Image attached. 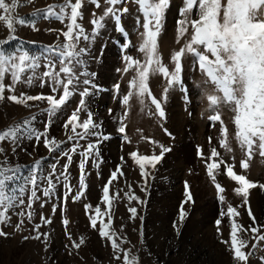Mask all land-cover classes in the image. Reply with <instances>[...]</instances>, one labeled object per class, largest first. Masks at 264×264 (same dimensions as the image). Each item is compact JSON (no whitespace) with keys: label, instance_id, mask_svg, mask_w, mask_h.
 Returning <instances> with one entry per match:
<instances>
[{"label":"snow or ice","instance_id":"obj_1","mask_svg":"<svg viewBox=\"0 0 264 264\" xmlns=\"http://www.w3.org/2000/svg\"><path fill=\"white\" fill-rule=\"evenodd\" d=\"M31 2V0H29ZM95 9H101L100 0H89ZM85 0H64L63 4L49 5L32 13L31 19L23 17L17 18L13 15L18 7L17 0H0V22H3L9 31V36L0 40V101H8L32 107L29 102L41 101L47 103V108L43 111L47 113L48 119L45 121L43 130L37 129L33 121L36 117L22 120L0 131V145L10 144L12 154H16L17 148L21 146L23 140H34L36 145L41 142L50 153L59 152L56 162L50 166V171L45 174L43 170L44 158L36 160L31 166H21L19 163L12 164L6 154L5 148L0 146V237L7 238L9 233L3 230L4 225L10 223V212L20 209L15 214L18 217H26L29 224L33 222L34 205L39 202L43 209L47 199L54 196L57 185L62 183L64 192L60 197L66 205L69 197L75 202L82 199L86 190V165L90 162L99 167L102 163L100 158V145L109 140L110 134L102 131L103 123L98 122L94 113L88 108L87 98L100 90L99 85L94 82L96 73H89L83 68L84 55L88 48L81 47V41L91 44L106 27V21L111 19L115 30L120 32L123 39L119 41L124 67L117 69L122 74L127 75L134 72L128 81V91L122 96L121 104L124 106L123 116L119 121L117 131L129 143L126 135L127 125L125 120L129 115L131 100L135 97L142 106L141 110L149 108L150 115H157L162 121L167 119L165 105L168 94L173 89L179 87L181 91L187 93L183 73L184 62L187 57L192 58V63L198 66V70L205 77L204 84L212 85L213 92L204 91V96L208 101V108L212 114L207 118L211 122L210 126L215 127L219 123V147L225 152L233 151L229 142V129L224 123L221 114V107H227L233 113L232 123L235 126V140L239 148L245 155V159L240 161V168L246 171L249 168V161L258 150L259 155L264 157V0H183V6L179 9V19L176 21V43L184 40L179 50L173 51L170 61L173 67L170 69L164 63L160 52L159 38L164 30L166 13L171 7V0H104L107 5L102 9V14L92 13L90 23L92 30L89 33L80 21L84 18L83 8ZM129 4L137 5L136 24L142 28L139 33L141 42L134 46L128 38V34L123 26L122 18L129 13ZM142 18V19H141ZM37 19L56 20L64 25V28L46 29V31L58 32L57 40L63 36V43L42 46V55H35L23 44L19 47L9 49L7 45L13 41H18L16 35V25L30 26L34 31H39L36 27ZM66 28V30H65ZM188 37L185 39V37ZM35 44L36 42H31ZM136 47L142 59L134 57L129 53V49ZM43 59V64L41 60ZM57 63L59 68L57 70ZM43 67L44 71L39 69ZM159 75L166 82L162 95L157 98L150 87V78ZM6 77L10 78V83H5ZM83 77V79H81ZM39 81L40 87H49L51 94L43 93L28 95L21 92L16 94L18 84L31 86L35 81ZM83 85L81 90L80 86ZM117 95L120 93V84L114 86ZM8 93L5 96V93ZM79 95L80 99L71 115L64 121V129L67 141L50 137L49 132L52 126V117L57 116L61 110L69 103L74 95ZM189 102L187 95L184 97ZM150 106H154L155 111L151 112ZM109 114L112 109H109ZM81 113H86V118H81ZM140 131V130H138ZM167 135L171 133L164 129ZM142 139L149 140L150 143L159 148V153L155 151L151 155H142L138 151L129 153L130 159L138 166L140 176L143 180L141 191L148 193V181L154 179L149 170L157 168L165 154L172 149L158 141L148 137ZM213 138H208L210 154L206 156L204 148L197 146V157L204 161L206 172L211 179L218 193V200L221 205L226 203L224 195L226 189L217 181L218 175L223 174L237 187L233 189L236 196L242 198V203L233 206L228 203L226 209L220 211V217L216 220L217 232L222 235L220 225L225 217L230 223L229 238L221 242L228 245L229 251L236 264H249L250 257L264 241V225L257 223L249 204L250 190L256 187L264 189V184H257L251 181L244 174L235 171V157L229 163L221 155V152L212 145ZM86 141V146L81 143ZM71 142V147L63 150L62 145ZM79 153L81 159L79 168V190L73 192L72 184L69 180V168L73 161V155ZM66 158L63 170L58 172L60 158ZM121 164L111 172L108 181L102 189L100 205L93 207L85 204V212L88 216L90 227L98 231L101 240L110 243L113 250V259L121 260L123 264H138V257L131 254V249H124L123 244L129 243L126 236L121 237L113 228V216L111 212L113 201L119 198L120 193H111L113 182L118 181L124 175L122 165L125 162L121 157ZM27 168V171L24 168ZM129 191L124 193L129 203L136 201L138 204H146L128 186ZM27 196V202L25 201ZM185 199L181 202L179 211V221L173 223V228L177 234L180 226L187 216L184 209L185 204L194 203L190 186L185 182ZM41 197L44 199L42 200ZM241 207L247 209V215L251 220L248 227H244L237 221L241 215L238 210ZM53 206V213L56 212ZM130 219L138 217V209L129 207ZM141 221V239H143V216H139ZM25 223L20 219L15 225L16 230H20ZM52 223L51 217H45L41 212L40 222L35 223L32 231L35 235L33 239L45 242L49 239V234L41 232L40 229ZM70 221L67 218L62 220L65 227V234L72 242L71 246L79 249L85 240L83 237L76 242L71 233L67 231ZM123 231V226H121ZM241 233L251 234L254 241L249 247L250 241L245 239ZM29 237L25 236L27 240ZM119 241V242H118ZM67 247V245H66ZM247 249V250H246Z\"/></svg>","mask_w":264,"mask_h":264},{"label":"rangeland","instance_id":"obj_2","mask_svg":"<svg viewBox=\"0 0 264 264\" xmlns=\"http://www.w3.org/2000/svg\"><path fill=\"white\" fill-rule=\"evenodd\" d=\"M6 2L11 3V0H6ZM100 2L101 9H95L89 0H85L84 18L80 23L89 33L92 30L90 20L93 11L100 15L102 9L107 6L104 4V0H100ZM17 3L18 7L13 15L17 18L31 19L32 13L49 5L63 4L64 0H31V2L29 0H17ZM182 6L183 0H171V7L166 13L164 30L159 38L160 52L164 63L170 69L173 67L170 61L171 54L173 51L179 50L184 43V40H181L177 44L175 39L176 21L180 18L179 9ZM128 7L130 11L122 18V23L132 44L138 46L141 42L139 33L142 31V28L136 24V18L139 14L137 12L138 6L129 4ZM36 27L39 31H34L30 26L17 24L16 35L19 40L13 41L7 47L12 49L23 44L33 54L42 55L44 52L42 46L63 43V36L57 40L58 32L46 31V29L59 30L64 28V25L59 21L37 19ZM8 36V29L3 22H0V40ZM187 38L186 36L185 39ZM122 39V34L115 30L113 21L109 19L106 21V27L91 44L81 41V47L86 46L88 51L83 57L85 64L80 70L86 69L89 73H96L94 82L100 87L99 91L87 98V105L94 113L97 121H102V131L105 134H110L111 137L100 145L102 163L99 167L91 162L86 165L88 173L86 176L87 190L82 199L74 202L69 197L65 205L60 198L65 191L61 183L57 185L54 196L47 199L43 209L40 208L39 202L34 205L32 224L28 223L26 217H18L15 214L20 209L10 212V223L2 226L3 230L9 233V236L7 238L0 237V264H123V254L121 253V260L113 259L114 253L110 243L101 240L98 231L90 227L84 207V204H91L93 207L99 204L104 210L105 206L100 203L102 189L111 172L117 165L121 164V157H124L125 161L122 165L124 175L118 181L113 182L111 186L112 194L120 193L119 198L113 201L111 208L113 228L121 237H127L129 243L123 244L122 247L131 249V254L138 257V264H236L228 245L221 242L229 238V220L225 217L220 225L222 235L217 232L216 220L220 217L222 207L226 209L228 203L234 207L238 206L242 203V198L233 192L237 185L223 174L222 167L217 181L226 189L224 193L226 203L221 205L217 190L207 175L205 163L197 157L196 149L200 145L204 148L206 156L209 155L208 138L211 136L213 138L211 146H215L229 163H232L234 156L235 171L246 175L248 179L257 184H264V157H261L257 150L249 161V168L246 171L240 168V161L246 157L234 138L233 113L227 107H221L220 110L222 119L229 129V142L233 151L228 153L219 147L220 126L218 122L215 127L210 126L211 122L207 117L212 113L204 96L205 90L213 92L214 88L210 84H204L205 77L198 70V66L192 63L190 56L184 62L183 73L187 93L181 91L179 87L169 92L165 105L166 120L162 121L157 115H150L149 108L142 111V106L133 97L130 102L129 115L125 120L126 135L131 142L126 141L123 134H120L117 129L120 126V118L125 111L121 99L128 91V81L134 72L124 75L117 71V69L124 67L119 43ZM33 41L36 43L32 44ZM167 42L174 43L172 45L169 43L170 47L164 52L161 49L164 48L163 44ZM128 54L142 59V55L137 52L136 47L129 49ZM41 63L43 64V59ZM58 68L59 64L57 63V70ZM39 71H44V68L41 67ZM5 83H10V78L6 77ZM117 83L120 84L119 95L116 94L113 87ZM149 83L154 95L160 98L164 87H166L164 79L156 75L150 78ZM83 87V85L80 86L81 90ZM21 92L28 95L51 94L50 88L47 86L40 87L38 80L31 86L18 84L16 94L19 95ZM7 95L6 92L5 96ZM186 95L189 102L184 99ZM79 99L78 94L74 95L61 112L52 117L50 137L54 136L58 140L67 141L62 125L76 108ZM29 103L32 107L17 105L7 99L0 101V131L32 116L36 117L33 121L34 126L43 130L45 121L48 119L47 113L43 111L47 108V103L41 101ZM109 109H112L111 114H109ZM150 110L154 112V106H150ZM81 118H86V113H81ZM164 129L172 134L171 137L166 134ZM142 137L151 138V140L158 141L159 144L172 149L165 154L163 161L157 165L154 171L149 170L154 179L148 181L147 194L141 191L143 180L138 166L130 159L129 153L138 151L142 155H151L155 151L158 154L159 148L150 143L149 140L142 139ZM81 143L86 146L87 142L81 141ZM0 146L5 148L12 164L19 163L22 167L31 166L36 160L43 157L42 167L45 174L50 171V166L56 162V158L59 156V152L50 153L42 142L36 145L34 140H23L15 155L12 154L10 144L4 143ZM70 147L71 142L62 145L63 150ZM3 158V155H0V160ZM80 159L79 153L73 155V161L69 168V180L74 193L79 190L78 163ZM64 163H66V158H60L58 172L63 170ZM24 170L27 171V168L25 167ZM185 182L190 186L194 203L184 205L187 216L180 226L179 234H177L173 228V223L179 221L181 202L185 199ZM129 185H131L132 192L141 200H145L146 204H138L136 201L129 203L124 196V193L129 191ZM41 199L44 198L41 197ZM261 199L264 200V189L256 187L250 190L249 204L251 210L257 223L264 225V218L261 219V212L257 207ZM25 201L27 202V196H25ZM54 205L57 209L55 213L52 211ZM129 207L138 209V217L135 220L130 219ZM238 210L241 215L237 221L244 227H248L251 220L247 215V209L241 207ZM41 212L45 217L52 219L50 225L40 229L41 232L49 234L47 242L43 238L40 240L32 238L35 235L32 227L35 223L40 222ZM139 216L144 217L143 239H141ZM64 218L70 221L67 231L71 233L72 238L76 242H79L80 237L85 240L79 249L71 246L72 242L65 234V227L62 224ZM20 219H24L25 223L21 225L20 230H16L15 225ZM121 226H123V231H121ZM241 235L250 241L249 247H251V243L254 242L251 239V234L241 233ZM25 236L29 238L25 240ZM249 264H264V241H261L260 246L250 257Z\"/></svg>","mask_w":264,"mask_h":264},{"label":"bare ground","instance_id":"obj_3","mask_svg":"<svg viewBox=\"0 0 264 264\" xmlns=\"http://www.w3.org/2000/svg\"><path fill=\"white\" fill-rule=\"evenodd\" d=\"M175 42V41H174ZM174 42H167V43H165V44H163V46H164V48H162L161 50L162 51H164L165 52V50L167 49V48H169L170 47V44L172 45V43H174ZM170 43V44H169ZM166 47V48H165ZM101 74V73H100ZM98 103V102H97ZM100 105H101V103H100ZM100 105L98 106V108L100 107ZM100 116V115H99ZM108 144V143H107ZM109 145V144H108ZM74 164V163H73ZM134 178H135V176H133ZM138 179V178H137ZM141 179V178H140ZM259 200V199H258ZM78 201V200H77ZM257 202V201H256ZM256 202H255V204H256ZM82 203V202H81ZM85 205V204H84ZM257 206V205H256ZM258 209H259V211L261 212V219H263L264 218V200L263 199H261L260 201H259V203H258ZM256 208V207H255ZM254 208V209H255ZM258 211V212H259ZM256 214V213H255ZM70 217H71V215H70ZM260 221H262V220H260ZM258 222H259V220H258ZM201 242H203V241H201Z\"/></svg>","mask_w":264,"mask_h":264}]
</instances>
